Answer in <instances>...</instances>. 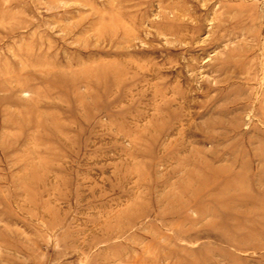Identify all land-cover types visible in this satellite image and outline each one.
Listing matches in <instances>:
<instances>
[{"label": "rangeland", "instance_id": "374dc122", "mask_svg": "<svg viewBox=\"0 0 264 264\" xmlns=\"http://www.w3.org/2000/svg\"><path fill=\"white\" fill-rule=\"evenodd\" d=\"M0 264H264V0H0Z\"/></svg>", "mask_w": 264, "mask_h": 264}]
</instances>
